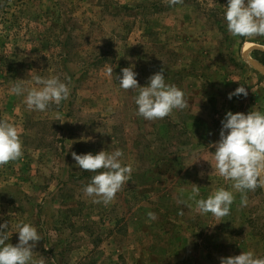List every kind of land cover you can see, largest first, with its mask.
Returning a JSON list of instances; mask_svg holds the SVG:
<instances>
[{
    "label": "rangeland",
    "instance_id": "rangeland-1",
    "mask_svg": "<svg viewBox=\"0 0 264 264\" xmlns=\"http://www.w3.org/2000/svg\"><path fill=\"white\" fill-rule=\"evenodd\" d=\"M226 3L0 0V118L16 125L23 143V156L0 166V223H9L10 243L23 220L41 234L33 251L45 264H219L242 251L264 255V189L248 191L242 205L211 167L225 113L264 112V74L250 62L264 67V51L248 50L264 47V37H232ZM133 64L140 86L163 69L188 107L152 121L137 115L136 91L116 80ZM37 74L59 76L69 100L40 112L9 94L17 79L35 86ZM240 84L248 95L228 99ZM117 148L131 179L110 204H93L82 191L92 173L72 152ZM219 187L234 194L230 214L199 213L190 198Z\"/></svg>",
    "mask_w": 264,
    "mask_h": 264
},
{
    "label": "clouds",
    "instance_id": "clouds-1",
    "mask_svg": "<svg viewBox=\"0 0 264 264\" xmlns=\"http://www.w3.org/2000/svg\"><path fill=\"white\" fill-rule=\"evenodd\" d=\"M165 2L172 8L182 4L183 0ZM223 19L227 32L234 38L254 40L264 37V0H227ZM134 69V64L122 68L116 80L121 89L136 91L134 103L137 115L152 121L165 118L173 110L188 107L185 93L166 81L163 69L151 74L144 86L139 85L136 78L138 73ZM113 71L111 66L106 67L108 76ZM32 80L33 87L26 86L23 79H17L8 89L9 94L21 97L29 110L44 112L53 104L59 106L69 100L71 89L59 76L43 78L37 74ZM241 94L245 97L248 95L242 84L228 94V99ZM253 108L247 113L227 111L221 120L219 140L211 145L215 148L211 152L215 161L214 167L211 165L213 172L232 182V188L242 194V205L247 203L245 195L248 191L264 189V112ZM85 138V142L92 139ZM22 156L23 143L18 128L8 119L0 118V166ZM72 157L80 170L92 173L82 191L92 198L93 204H110L131 179L132 166L123 162L124 152L119 148L114 151L101 150L95 154L72 152ZM193 185V193L198 194L199 187ZM49 190L54 191L55 185L50 186ZM190 199L199 213L222 218L230 214L235 197L232 191L219 187L207 198L195 199L193 196ZM177 203L193 207L183 199H178ZM148 215L155 219L154 213ZM15 228L13 233H18V243L13 245L9 242V223H0V264H45L43 258L34 257L33 249L43 239L37 227L21 220ZM219 264H264V255H257L252 250L242 251L239 255L220 257Z\"/></svg>",
    "mask_w": 264,
    "mask_h": 264
},
{
    "label": "water",
    "instance_id": "water-1",
    "mask_svg": "<svg viewBox=\"0 0 264 264\" xmlns=\"http://www.w3.org/2000/svg\"><path fill=\"white\" fill-rule=\"evenodd\" d=\"M251 49H258V50L264 51V47H262V46H252V47L248 48V50H251ZM247 51H246V53H247ZM250 62L254 65V67H256L259 71H261L264 74V67L260 66L258 63H256L253 60H250Z\"/></svg>",
    "mask_w": 264,
    "mask_h": 264
}]
</instances>
